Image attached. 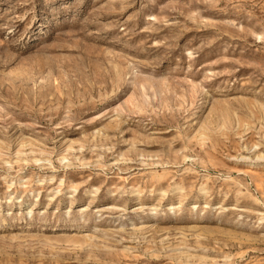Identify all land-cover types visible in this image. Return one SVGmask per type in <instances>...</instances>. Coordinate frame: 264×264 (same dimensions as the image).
Instances as JSON below:
<instances>
[{"label":"rangeland","instance_id":"rangeland-1","mask_svg":"<svg viewBox=\"0 0 264 264\" xmlns=\"http://www.w3.org/2000/svg\"><path fill=\"white\" fill-rule=\"evenodd\" d=\"M0 264H264V0H0Z\"/></svg>","mask_w":264,"mask_h":264}]
</instances>
